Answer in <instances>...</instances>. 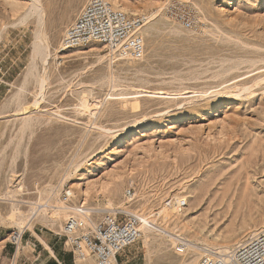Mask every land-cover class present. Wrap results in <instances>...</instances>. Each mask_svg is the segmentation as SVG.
Masks as SVG:
<instances>
[{"label":"rangeland","instance_id":"374dc122","mask_svg":"<svg viewBox=\"0 0 264 264\" xmlns=\"http://www.w3.org/2000/svg\"><path fill=\"white\" fill-rule=\"evenodd\" d=\"M88 1L0 0V264L15 253L12 231L22 234L20 264L59 255L80 264L64 218L22 229L11 212L68 188L71 206L156 212L157 225L196 246L180 252L165 237L147 247L142 236L116 264H196L201 247L247 241L264 225V0H123L145 24L150 15L143 57L120 59L100 43L57 52ZM37 32L45 62L32 59ZM177 195L183 223L160 212Z\"/></svg>","mask_w":264,"mask_h":264},{"label":"built area","instance_id":"2783aa9c","mask_svg":"<svg viewBox=\"0 0 264 264\" xmlns=\"http://www.w3.org/2000/svg\"><path fill=\"white\" fill-rule=\"evenodd\" d=\"M144 20V16L128 13L110 0H89L65 29L59 50L100 43L120 59H140L145 51ZM72 195L69 188L62 190V201L74 208L62 229L64 244L74 260L89 256L95 264H111L140 240L143 218L138 214L122 207L101 210L82 203L71 206ZM125 197L128 201L132 199L131 187L126 189ZM175 205L184 208L185 199L176 201ZM157 214L148 216L155 218ZM9 242L15 247L10 264H20L17 251L21 248L22 234L12 231ZM196 264H264V229L225 253L203 255Z\"/></svg>","mask_w":264,"mask_h":264},{"label":"bare ground","instance_id":"6f19581e","mask_svg":"<svg viewBox=\"0 0 264 264\" xmlns=\"http://www.w3.org/2000/svg\"><path fill=\"white\" fill-rule=\"evenodd\" d=\"M110 1L115 6L121 8L122 10H124L126 12L135 13L134 12L135 9L132 10L131 8L126 6L123 0H110ZM38 7H40V6L37 4L34 7H32V9H34L36 11V10L39 9ZM149 18H150V15H149ZM149 18H148V21H146V24H145V20H144L143 31L145 32V34L147 33V28H148L147 24L149 23V20H150ZM32 47H33L32 48V59L33 60L36 57H39L42 62H45L49 57H51V51L48 50V44L46 43V41L44 40L43 35L40 32L36 33L34 41L32 43ZM59 51L60 50L58 49L57 52H59ZM109 54L113 55L112 52H109ZM111 55H110V57H112ZM29 73L31 74L32 71H29ZM37 81H38V85H39V95H41L42 94V90H43V83H44L45 79L43 78V76H41V77H39V79ZM36 102L37 101H35L34 104ZM83 106L89 110V105H86V103H83ZM18 107L23 109L20 106H18ZM27 108L28 107H26L25 110ZM21 109H19V110H21ZM106 130H108V129H106ZM103 132H105V131H103ZM63 179H66V178H63ZM111 183H113V181H111ZM14 192H15L14 189L11 190L12 194H10V196H13ZM46 192L47 191H46V188H45L44 190L40 191V194L46 193ZM50 192H51V195H54V196H56V194H57L54 190L49 191V194H50ZM174 199H175V202H176V201H180L181 199H183V197L177 195V196H174ZM175 202L173 204H166V205H169V206L168 207L167 206H163L160 212H163L166 209L167 210V214H168L167 218H169V219L171 218L172 221L178 222V221L181 220V217L184 215L183 214L184 212L182 210L183 208H179L177 205H175ZM82 204H85V202H82ZM186 204H187V202L185 200V205ZM12 205H13V208H12L11 212L14 215V217H13L15 219L14 220V224L16 226H18L19 228H22V229L23 228L25 229V227H30V224H31L33 218H40L44 223L53 224V222H55V220L58 219V218H64L66 220L70 216V214L74 212V208L73 207H70V206L64 204V202L62 200H59V199H57L55 197L52 198V199H51V197H48L44 201H42V198L40 196L38 201L30 203L29 210L27 211V213H24V212H22L20 210H16L15 207H14V204H12ZM246 205L248 207L249 205H252V204L248 203ZM104 209H110V208H103L102 210H104ZM184 209H185V207H184ZM186 209H187V207H186ZM139 216L143 218V227H142V230H143L142 236H143V238H142V240H143L144 245H146L147 247L148 246H150V247L151 246H153V247L157 246V247L163 248L166 245V244H164L163 239L165 237H168V240H170L173 243L175 248H177V246L180 243L181 247L179 246L177 248V250H179L180 252L182 251V249L185 250V248L188 249V248L192 247V248L196 249L195 244L192 241H190L189 239L188 240L184 239L180 234H177L176 232L173 233L174 230L171 231L168 228H166L165 226H163L162 224L161 225H157L156 221H155V218H151L149 216L148 217L147 216L144 217V215H139ZM180 222L183 223L182 221H180ZM260 224H262V223H260ZM260 224H257V225H260ZM263 226H260V227L258 226L257 227L256 224H255V228L252 229L250 231V233H249V234H251L249 236V238L254 236L255 234H257L258 230L261 231L262 229H264ZM62 229H63V226H62ZM245 242H243V243H245ZM240 243H241V239H238L235 244H239V245L243 244V243H241V244ZM205 244H206L207 247L208 246L209 247L212 246V245H210L208 243H205ZM239 245H237V246H239ZM229 247H230V245H226V243H225V244H218L217 252L216 251L214 252L212 250L210 251V250L204 249L202 247L199 250H201V251L207 250V252L204 251L203 254H211V255L215 256V255L221 254L223 252H226ZM88 259H91L93 261V264H95L94 260L91 257H89V256H86V257L80 258V259H76L75 262H80V264H91V261L88 260ZM115 262H117V261L115 259H113L111 264H116Z\"/></svg>","mask_w":264,"mask_h":264},{"label":"crops","instance_id":"0c3cea01","mask_svg":"<svg viewBox=\"0 0 264 264\" xmlns=\"http://www.w3.org/2000/svg\"><path fill=\"white\" fill-rule=\"evenodd\" d=\"M34 234L40 239V241H39V239H37L36 237H35V235H33L32 233L30 234L31 236H34L35 237V240L38 242V244H42L41 246H42V248H43V250L44 251H46V252H48V253H52V250L53 251H55V248H54V245L52 244V243H50V242H47L46 240H44L43 238H42V236H40L36 231H34ZM41 240H43L48 246H44L43 245V242L41 241ZM28 244H32V246H36V244L35 243H30V242H28ZM52 249H50V248ZM49 249V250H48ZM34 251H35V249H34ZM50 251V252H49ZM41 256V251H39L38 253H37V255H35V258H39ZM52 260H55V261H57V262H59V260H58V258L57 259H52ZM48 261H50V260H48ZM48 261H45V262H43L42 264H46ZM60 263V262H59Z\"/></svg>","mask_w":264,"mask_h":264},{"label":"trees","instance_id":"16d2710c","mask_svg":"<svg viewBox=\"0 0 264 264\" xmlns=\"http://www.w3.org/2000/svg\"><path fill=\"white\" fill-rule=\"evenodd\" d=\"M58 260H59L60 263L55 261V260H50L46 264H70V263H67L65 261V259L62 256H60V255L58 256Z\"/></svg>","mask_w":264,"mask_h":264}]
</instances>
